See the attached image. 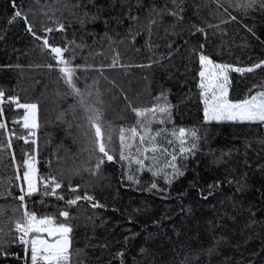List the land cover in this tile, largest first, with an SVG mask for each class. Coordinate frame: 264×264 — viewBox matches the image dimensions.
Segmentation results:
<instances>
[{
    "label": "trees",
    "instance_id": "trees-1",
    "mask_svg": "<svg viewBox=\"0 0 264 264\" xmlns=\"http://www.w3.org/2000/svg\"><path fill=\"white\" fill-rule=\"evenodd\" d=\"M241 3L15 0L14 6L0 0V123L6 125L0 129V251L7 253L0 254V264H31L13 231L23 213L16 199L24 187L16 180L17 166L22 177L29 157L37 177L62 184L55 196H45L40 185L25 203L38 216L72 228L70 264H264V124L206 122L199 87L200 54L233 68L264 61V0L249 8ZM17 11L21 15L13 20ZM44 38L68 49L77 87L102 97L97 106L105 127L114 130V159H105L98 175L87 170L95 168L96 158L85 134L86 113L59 71L47 67L56 61L50 48L42 49ZM117 54L118 65L108 67ZM101 66L102 73L94 70ZM161 94L170 114L158 115L151 128L153 134L164 130L158 145L177 153L183 175L175 179L172 168L164 167L170 156L159 160L163 172L157 176L156 168L141 170L119 158V130L137 126L132 108L164 106ZM8 98L36 104L37 127L25 129L24 109ZM180 128L198 136L186 157L179 156L178 141L168 144ZM77 195L93 200L69 208L66 201ZM63 210L70 212L67 220L59 216Z\"/></svg>",
    "mask_w": 264,
    "mask_h": 264
},
{
    "label": "snow or ice",
    "instance_id": "snow-or-ice-1",
    "mask_svg": "<svg viewBox=\"0 0 264 264\" xmlns=\"http://www.w3.org/2000/svg\"><path fill=\"white\" fill-rule=\"evenodd\" d=\"M255 2L256 0H242L239 6L249 8L252 7ZM13 5L15 6V0H13ZM261 6L264 7V4ZM173 14L175 15V13ZM20 15L21 13L17 11L13 20ZM232 19H235V17H232ZM60 28L62 30L63 25H60ZM27 30L31 32L36 39H41V37L36 36L31 25H29ZM46 31H51V29H47ZM199 31L203 30L199 29ZM49 48L51 54H54L53 58L56 61V65L49 64L47 67L50 70L56 68L59 71L63 83L70 90L69 94L78 98L76 106L86 113L87 132L85 134L89 136V141L92 145V157L96 158L95 168L87 170L94 175H98L105 159L107 161H112L114 159V156L110 154L113 151L112 133L114 130L105 127L103 109L97 106L103 104L102 97L99 92L93 96L91 92H82L77 87V67L71 66L72 61L65 57V53L68 51L67 48L51 46L47 38H44L42 49ZM118 61L119 55L117 54L113 63L108 67H116ZM199 62L201 65V71L199 72V87L201 89L200 95L204 104V117L206 122L215 120L264 124V90L256 91L255 94H250L247 98L235 102L228 98L227 92V85L229 83L228 72L230 70L242 74L245 72L250 73L256 69L264 68V61H260L247 68H233L231 65L215 64L208 56L200 54ZM94 70L102 73L104 71V66ZM0 97H3L2 92H0ZM8 99L9 102H16L17 108H23L25 110L23 116V127L25 129L37 127L36 104H20L16 98ZM125 99H127V97H125ZM158 99L165 101L164 106L156 105L153 108L144 110L132 108V111L135 112L138 118L137 126L131 129L121 128L119 130V158L121 161H128L130 165L133 163L139 165L141 170L147 168L148 171H152L153 168H156L157 170L152 171V174L153 176H157L163 172V168L158 167L159 160L170 156L171 158L167 160V164L164 165V167L172 168L173 172L171 174V179H175L183 175V172H180L176 165L177 153H169L166 147L158 145L159 138L165 135L164 130H159L155 134L152 133L151 126L156 120V117L158 115L160 117H165L170 114V105L167 104L163 94H161ZM130 106L129 104V107ZM0 115H2V112H0ZM149 115L152 119H148ZM159 122L163 123L164 120L161 119ZM5 127V123H0V129H4ZM128 133H130V135ZM171 136L174 137V139L169 140L168 144L172 145L178 141V154L181 157H186L187 154L191 153L197 147L194 142L195 139H198L195 130L188 131L184 128H180L178 132L174 130ZM137 137L139 138V144L136 143ZM189 137H191V139H189ZM25 143H28V141L26 140ZM145 144H151L153 147H144ZM186 144H190V147H186ZM11 146V141H9L7 147L10 148ZM133 148L136 149L134 154L132 152ZM141 149H143V151H141ZM149 152L152 153L151 157L147 155ZM12 159L15 161L14 155ZM145 161H150V163L146 165ZM23 168L25 170L21 177L19 174V166H17L16 180L22 179L23 184L27 186V190L25 192L24 187L21 186V194L16 197V199L20 201V207L23 209V213L22 219L15 222L13 231L19 235L14 237V240L20 245H23L25 257L27 258L30 255L31 264H70L71 241L69 236L72 232V228L69 227L67 223L59 222L55 217L38 216L35 212L29 211L25 203L26 197H31L34 193L40 191V185L43 186L45 196H55L57 195L56 190L60 189L62 184L57 182L55 177H45L43 179L37 177L31 157L23 161ZM164 178L171 183L168 173H164ZM128 179L131 180L133 177L130 175ZM78 187L79 186L75 188L70 187V191L75 192L78 190ZM151 187L155 188L156 184L153 183ZM49 188H51V191L48 190ZM9 195H11V193H9ZM57 198L64 199L63 196H57ZM80 200L92 201L93 197L87 195L81 197L77 195L74 199L67 200L66 204L70 208L77 205V202ZM97 206L98 205L95 203L92 204V207ZM59 216L67 220L70 217V212L67 210L60 211ZM2 231L3 230L0 229V232ZM0 248H2V245H0ZM0 254L7 255V253H3L2 251H0Z\"/></svg>",
    "mask_w": 264,
    "mask_h": 264
},
{
    "label": "rangeland",
    "instance_id": "rangeland-1",
    "mask_svg": "<svg viewBox=\"0 0 264 264\" xmlns=\"http://www.w3.org/2000/svg\"><path fill=\"white\" fill-rule=\"evenodd\" d=\"M228 79H229V83L227 85L228 98L234 102L243 100L247 98L250 94H255L256 91L264 90V68L256 69L255 71L250 73L245 72L243 74L230 70L228 72ZM24 114H25V110L23 112V116ZM22 123H23V119H22ZM36 124H37V109H36ZM24 188L26 191L27 186L24 185Z\"/></svg>",
    "mask_w": 264,
    "mask_h": 264
}]
</instances>
